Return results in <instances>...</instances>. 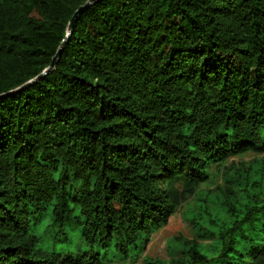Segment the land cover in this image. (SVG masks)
<instances>
[{"label": "trees", "instance_id": "16d2710c", "mask_svg": "<svg viewBox=\"0 0 264 264\" xmlns=\"http://www.w3.org/2000/svg\"><path fill=\"white\" fill-rule=\"evenodd\" d=\"M86 1L0 0V264H264V0H96L22 88Z\"/></svg>", "mask_w": 264, "mask_h": 264}, {"label": "rangeland", "instance_id": "374dc122", "mask_svg": "<svg viewBox=\"0 0 264 264\" xmlns=\"http://www.w3.org/2000/svg\"><path fill=\"white\" fill-rule=\"evenodd\" d=\"M256 156L253 154H245L241 156H236L230 160H228L227 164L232 161H248L252 160ZM260 157H264L261 155ZM221 184L220 177L213 178L211 184H207L203 186L205 191H213L216 185ZM193 199L189 200L187 204H192ZM187 204H184L182 208L178 210V212L172 216L168 224L163 228L159 229L156 233L151 236V240L146 247L143 256H147L150 258H158L161 260H167L169 258V250H168V241L174 237H183L186 239H192L194 237L192 228L189 224L183 219L182 212ZM39 234H41V247L44 250L53 251V252H72L73 254H77L81 248V242L76 234L70 235L68 239H65L64 236H56L52 237V235L45 233L44 226L41 225L38 227ZM56 239V240H55ZM113 264H131V263H113ZM136 264H141L138 261Z\"/></svg>", "mask_w": 264, "mask_h": 264}, {"label": "water", "instance_id": "95a60500", "mask_svg": "<svg viewBox=\"0 0 264 264\" xmlns=\"http://www.w3.org/2000/svg\"><path fill=\"white\" fill-rule=\"evenodd\" d=\"M96 0H88L86 1L82 6L78 7L76 9V11L73 13L69 23H68V33L65 37V39L62 41L60 47L58 48V50L56 51L55 55L52 58L51 64L49 65V67L47 69H45L40 75H38L35 79L29 81L27 84L23 85L22 88H24L25 86L30 85L31 83L38 81L40 78H42L43 76L47 75L55 66L56 60L60 57L61 55V51H62V47L64 45V43L68 40L69 35L72 32L73 26L75 24V22L78 20V18L81 16V14Z\"/></svg>", "mask_w": 264, "mask_h": 264}]
</instances>
